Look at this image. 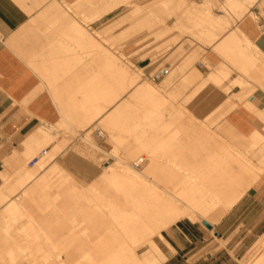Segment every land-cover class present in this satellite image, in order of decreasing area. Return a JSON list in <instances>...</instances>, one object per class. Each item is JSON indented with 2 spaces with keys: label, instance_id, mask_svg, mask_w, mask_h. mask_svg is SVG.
<instances>
[{
  "label": "rangeland",
  "instance_id": "374dc122",
  "mask_svg": "<svg viewBox=\"0 0 264 264\" xmlns=\"http://www.w3.org/2000/svg\"><path fill=\"white\" fill-rule=\"evenodd\" d=\"M79 1L75 0L73 5H69L66 0H59L65 8L60 10L59 5L55 6V18L50 23L52 29L60 25L70 32L59 33L56 38L58 44L62 45L64 42L59 41L61 35H68L65 41L75 42L77 48L61 47L60 50L53 52L54 56L52 57L50 50V53L48 52L46 55L48 60L41 59L42 61H40L41 57L37 55L30 59L27 58L30 66L35 65L32 67L39 73L41 71L42 77L45 76L42 64L46 66L51 62L47 66L50 64L54 66V72L45 73L46 76L43 79L44 83H48L46 88L53 94L64 118L57 125L46 126L43 123L40 126L45 130L57 131L58 135L54 136L52 145L41 146L35 154L28 155L27 145L31 141L29 139L23 145V154L16 155L14 161L19 166H23L22 169L35 173L36 180L30 186L23 188L15 182L19 173L18 168L10 169L9 162L3 163L5 170L0 173V191L7 194L6 197L0 198V264H53L55 258L50 259L49 257L57 252L65 255L64 260L68 255L72 262L82 263L85 255L93 252L94 248L92 247L97 242L102 245L100 250L102 257L119 252L121 242L124 240L119 239L122 235L115 232L117 226L115 222L118 217L90 214L94 210L90 207L93 205L91 202L93 190L90 186H94L101 175L110 173L106 170L109 165L112 169L117 168L120 158H130L132 166H134L138 163L139 157L154 156L151 152L158 153L159 157H171L173 152L170 148L172 145H169L170 148L167 144L166 148L165 146L157 147V142H154L156 139H163L167 143L175 138L181 140L183 156L190 159L191 157L197 158L196 161L199 163H203L207 157L210 159L217 156H224L228 158L229 162L235 163L241 156V158H248L253 163L259 164L250 149L254 142L261 144L264 142V106L259 105L264 103V55L237 29V34L245 42L244 46L248 54L256 52L259 54L258 67L250 65L244 67L241 59L226 54L221 47L226 38L212 48L213 52L222 59V64L214 67L207 77L194 67L198 62H205L211 68L203 58L207 48L215 44L218 35L211 39L206 26L201 27L205 17L216 8L211 1L201 8L202 13L199 16L193 14L194 2L192 4L191 2L181 3L186 0H177L175 1L176 5L171 7L164 5L167 0H83L77 6L76 3ZM255 1L243 0L242 7L230 8L227 6L221 11L232 14L231 23L233 24L245 17L248 12L245 5L253 4ZM179 3L182 4L181 7ZM127 4L130 6H126ZM60 11L62 20L58 21ZM63 14L66 15L63 16ZM72 19L78 21L83 29L93 33L95 41L85 42L74 38L72 26L68 24V21L70 22ZM172 19L176 20L177 24L170 29L168 22ZM55 21L58 22L53 24ZM196 22L198 23L196 24ZM231 23L227 25L228 28L232 25ZM32 25L39 28L36 22H33ZM226 27L216 28L215 31L222 29L221 32H224L228 29ZM205 32L209 40L203 37ZM174 33H177L178 38L170 41L169 38ZM85 43L89 48L83 49ZM179 43L181 46L176 49L175 47ZM132 44L138 45L134 53L131 48ZM73 53L76 57H80V61L78 59L80 63L77 61V64L68 67L65 57L67 54ZM147 58L152 60L151 72L146 69H138L133 64L136 60L142 61ZM58 61L60 63H57ZM179 61L186 63L180 67L177 65ZM85 66H87L86 75L82 77L78 73L79 67L84 69ZM120 66L126 68L129 73L138 75L140 83L147 82L155 86L159 97L163 98L166 103L163 106L165 110L159 112L157 120L142 119L152 108L149 104H132L119 111V122L126 126L120 125L123 143H121V150L116 157L114 154L115 145L111 144L109 132L107 133V130H104L105 127L101 125L102 121L118 107L111 109L104 119L98 121L87 119L96 113L95 107L91 103L93 98L89 94L97 92V90H94V87L84 89L78 87V84L89 81L93 83L94 81L91 80V76H94L93 73L96 77H100L98 81L102 84L108 75L113 76ZM58 67L59 71L57 72ZM195 70H198L199 73H195ZM164 71H168V73L157 79L156 75ZM221 71L225 73H220ZM61 73L65 75H59ZM232 73H238L241 79L231 82L229 79ZM71 74L73 75L71 80L67 81V76L69 77ZM181 77L183 78L178 86L176 82ZM109 78L108 81L112 82ZM175 84L180 89H172L167 92ZM237 88L240 89V92L232 94V91ZM257 90H260L261 94H256ZM100 92H103L102 89ZM83 93H87V95H82ZM130 95H127L120 104L126 101ZM74 102L76 103L74 104ZM78 102L81 103L78 104ZM242 106L257 118L258 128L255 131H259L260 135L255 136L253 132L249 136H244L227 121L228 115ZM169 114H175L176 120L174 117V120H171L172 117ZM99 130L104 132V138L98 135ZM88 133L91 140L88 138L89 141H86L84 139ZM84 141L102 151L90 149L91 152L87 155L72 154L74 148ZM150 141L154 143L151 144ZM144 144L151 148H148V153L145 156L138 155L137 149ZM130 149L133 153L129 151ZM43 151H46L44 156L42 155ZM57 153L58 159L53 162V157ZM35 158L38 159L37 162L32 163ZM164 158L166 159V157ZM163 163L166 161L163 160ZM57 165L63 170L59 169ZM260 166L264 171V158H262ZM135 171L148 176L146 180L150 184L141 185V189L151 188L157 184L158 181L154 175H148L146 161L141 162L138 169L135 167ZM35 183L41 184L35 196L36 201L25 202L23 199L26 197V192L32 189ZM158 186L170 188L165 183ZM103 188L106 194L104 203L116 201L119 205V207L113 208L114 211L129 207H123L126 204L125 195L130 193L126 187L105 185ZM247 198H249V194L246 196ZM242 205L238 204V207H233L229 211L220 208V211H216L218 214L212 212L210 216L213 217H208L209 224L183 220L169 230L162 231L161 234L170 246L174 245L170 239L174 232L178 228L185 230L191 228L192 226L189 225L191 222L196 224L195 228L199 229L197 232L204 241L202 245H199L195 258L189 264L198 261L208 262L207 256H221L225 252L223 260L229 258L232 264H246L256 253L258 243L264 238V235L261 236L263 233L261 229L264 226L258 228L257 224H253L258 221L257 210L259 209L248 207L240 211L239 208ZM254 213H256L255 218H250ZM152 240L160 247L167 259L170 255L176 254L172 246V250L169 249L160 242L157 235L152 236ZM125 241L130 245V240ZM134 250L142 259L148 253L149 248L138 246ZM31 253L32 255H30ZM45 257L49 258L50 263L45 261Z\"/></svg>",
  "mask_w": 264,
  "mask_h": 264
},
{
  "label": "bare ground",
  "instance_id": "6f19581e",
  "mask_svg": "<svg viewBox=\"0 0 264 264\" xmlns=\"http://www.w3.org/2000/svg\"><path fill=\"white\" fill-rule=\"evenodd\" d=\"M175 1L177 0H167L164 5L166 7L175 6ZM240 1L241 0H231L227 5L230 8L236 6L240 7ZM82 2L83 0H80L79 2H77L78 4L76 3V5H80ZM186 2L188 1H181L182 4ZM181 3H179L180 7L182 6ZM209 3L210 1H207V3L204 4V6L201 8H204ZM62 5H59L60 10L65 8ZM126 6L130 5L127 4ZM67 8H69L68 5ZM196 12H199V14H201L202 10L200 9ZM196 12H193L195 16ZM59 14L60 18L58 19V21H61V11L59 12ZM239 14L241 15V13ZM64 15L66 14H63V16ZM231 17L220 19L219 17H215L212 15V13H210L205 17V20L203 21L201 27L206 26L207 31L211 35V39H214V37L217 36V34H215L216 28L223 26L226 27L227 25H229L232 22ZM58 21L53 22V24L57 23ZM197 23L198 22H196V24ZM68 24L72 26L74 38L80 39L85 42L95 41L94 34L88 30L83 29L75 19H72L70 22L68 21ZM226 28H228V26ZM67 36L68 35H61L59 37V41H65L67 39ZM244 44L245 42L241 39L236 31V33L232 32L231 34L226 36V39L224 40V42H222L221 47L229 56L241 59L244 67L246 65H250L251 67H258V64L260 63L259 54L256 52L249 55L248 51L245 49ZM52 56H54V53L51 50V57ZM49 63L46 64V66H43L42 64V71L44 72L45 76L48 73L50 74V72H54V66H51V64L50 66H47L49 65ZM57 63L60 62L58 61ZM56 71H59V67L56 69ZM194 72L197 74L199 73L198 70H195ZM220 73L224 74L225 72L221 71ZM40 74H42L41 71ZM93 75L94 76H91V80L94 81L93 83L89 81L83 84H78V87L84 89L88 87H94V90H97V92L89 94L93 98L91 100V103L94 105L96 113L94 114V116L87 117V119L95 121L104 119L111 109L118 107L115 111H113V113L108 115L102 121L101 125L105 127L104 130H107V133L109 132V139H111V144L115 145L114 154L117 157L121 150V143H123L121 141L122 137L120 133V125L122 124L119 122V111L122 108L131 106L132 104H149L152 106V108L147 111L148 114H146V116H144L142 119L146 121L151 119L157 120V118H159V112H163L165 110L163 109V106L166 102H164L163 98L159 97V93L155 86L147 82L140 83L138 75L129 73L126 68H123L121 66L117 68L116 73L114 74L115 76L108 75L107 79H105L104 83L102 84H100L98 81L100 80V77H96L95 73H93ZM108 78L112 82H115H109ZM47 84L48 83H45V87ZM100 89H102L103 92H100ZM31 93L33 94V92H30V94ZM32 94L30 97L31 100L32 96L35 97ZM129 94H131L130 97L122 104H120ZM82 95H87V93H83ZM51 96H53L52 93ZM26 103H22L23 106H26ZM75 103L76 102H74V104ZM79 103L81 102H78V104ZM174 115H170L172 117H170L171 120H174L176 118V115ZM60 118H64V116L62 115L61 117L60 115ZM46 126H48V124H46ZM125 126L126 125L124 124L122 125V127ZM100 131L104 136V132L102 130ZM55 135H58L57 131H49L43 129V127H40L34 133V135L30 137L31 145L29 143L27 145L28 155L35 154V152L41 146L45 145V147H49L50 145H52ZM253 135L258 136L260 135V132L254 131ZM175 136L177 137L178 135L176 134ZM88 138L90 139L89 133L86 134V138L84 140L89 141ZM175 139L169 140L168 143L167 141H165V143L163 139H156L157 141L155 139V141L152 140L154 142H157V145L155 144L157 147L165 146L166 148L169 145H172V148H170L171 146H169V148L172 149L173 152L171 154L172 156L170 155L171 157L162 156L161 154L160 155L162 157H159L158 153L156 152H151L154 154V156L146 155V153H148V148H151V146L148 147V145L145 146L144 144L141 148L137 149V151L138 155H146V158L139 157L137 160L138 163H136V165L134 166H132L130 158H120L117 163V168L112 169L111 165H109L106 170L110 171V173L101 175L94 186H90L93 190V195L91 196V202L93 203V205H90V207L94 209L90 214L94 216L106 214L108 216L118 217V220H116L115 222L117 225L115 228V232L119 235H122L123 238L119 236L121 237L119 239L124 240L123 242H121L120 251L105 256L103 255L104 257H102V253L100 252V250L102 249V245L97 242L98 244L96 243V245L92 247L94 248L93 252L86 254L84 258L82 257L83 259L81 258L83 260L82 263H74V261L72 262L70 260L71 258L68 257V255L66 256V260H64L65 255H63L61 252H57L56 254L50 255L49 257L50 259L55 258V261L53 260V264H164L167 260V257L160 249V247L154 243V241L152 240V236L157 235L160 242L165 244L169 249L172 250L171 246L161 234L162 231L169 230L172 226L183 220H189L193 223L202 222L203 224H209L210 221L208 217L210 216V214H212V212L216 213V211L220 208H225L229 211L230 209L235 207L243 199V197L246 196V194L250 192L253 187L264 177V171L260 166L261 160L262 158H264V142L262 144L260 142H254L252 144L253 147L250 149V152L254 153V157L257 159L259 164L253 163L248 158H241V156L238 157L237 162L235 163L229 162L228 158L224 156L212 157L210 159H208L207 157L203 163H199L196 161L197 158L195 159L194 157H191L190 159L188 157H184L182 154L183 142L181 140ZM154 142H151V144ZM166 144L168 146H166ZM59 150H61V148H59ZM98 150L102 151L101 149ZM129 151L133 153L131 149ZM44 152L45 154H42L43 156L46 155V151ZM58 156L59 155L57 153L56 156L53 157V161H56L58 159ZM164 157H166V159ZM11 158L12 160L10 159L9 162L10 169L18 168L19 171L18 177L15 182L23 186V188L30 186L36 180L35 173L22 169L23 166H19L16 161H14V159H16V156L14 158ZM239 159H241L242 161H240ZM160 160H162V162H160ZM163 160H165L166 163H163ZM143 161L147 162L149 170L148 175H154L155 179L158 181L155 185L152 183L154 186L151 188H140L141 185L150 184V182L146 180L148 176H144L135 171V167L140 166V163ZM57 166L59 169H62L59 165ZM165 169L167 171H160ZM161 183L167 184L170 188H160V186L158 185H160ZM105 185L126 187L130 191V193L125 195L126 204L123 205V207H129L126 209L123 208L119 211H114L113 208L119 207L116 201H111L105 204L104 200L106 198V194L105 189L103 188V186ZM40 186V183H35V186L26 192V197L23 200L25 202H35V196L37 195V191ZM6 194L7 193L0 191V198L6 197ZM224 213H226V211ZM216 214H218V212ZM219 217L221 218V216ZM239 226L241 225L239 224ZM125 240H130L131 246ZM96 241L98 240L96 239ZM258 244L259 245L256 253L248 262H246V264H264V238ZM138 246H147L149 248L148 253L142 259H140L136 254V249L134 250V248ZM30 255H32V253ZM49 258L45 257L44 259L46 262H49Z\"/></svg>",
  "mask_w": 264,
  "mask_h": 264
},
{
  "label": "crops",
  "instance_id": "0c3cea01",
  "mask_svg": "<svg viewBox=\"0 0 264 264\" xmlns=\"http://www.w3.org/2000/svg\"><path fill=\"white\" fill-rule=\"evenodd\" d=\"M186 1H188V3H195V12L200 10L207 1H212V5L216 7L210 12L213 16L219 17L220 19L231 17V13L221 11L228 6L227 4L231 0ZM242 2L243 0L239 2V6L241 7ZM66 3L73 5L75 0H66ZM57 5H61L59 0H0V172H4L5 170L3 166L4 162H10V159L12 160L11 157L14 158L16 155L21 156L23 154V145L31 139L30 137L34 135L36 130L43 123L57 125L62 121V118H60V115L62 117L61 108L54 102L53 96H51L50 91L45 87L44 79L41 74L35 71L27 60V58H33L35 55L41 57L40 61L45 59L48 60L46 55L50 50L54 52L55 50H60V48L64 46H67L68 49L77 48L75 42L71 40L64 41L62 45L58 44L56 41L59 33L68 32L67 28L64 26L61 27L59 25L54 29L50 27L52 19L54 20L55 18V6ZM245 6L248 8V12L241 21L234 22L227 30H224V32H221L222 30H217L215 32L218 38L214 45L207 48L206 55L203 58L211 68H209L205 62H198L196 66H194L203 76L205 75V77H207L214 67L223 63L222 59L213 52L212 48L220 44L226 36L235 32L237 29L242 32L246 39L257 46L264 55V0H256L253 4H247ZM199 12H196V16H199ZM33 22L38 23L39 28H35L32 25ZM176 24V20L172 19L168 22V27L171 29ZM205 34L206 32L203 34V37L209 40V37ZM176 38H178V35L174 33L169 40L172 41ZM182 42L183 40L181 43ZM181 43L175 48L178 49ZM86 45L85 43L83 49L89 48ZM131 48L134 53L138 45L132 44ZM65 58L68 67L77 64L78 59L80 61V57H76L74 53L67 54ZM185 63L186 62L183 63L179 61L177 65L181 67V65H185ZM133 64L137 66L138 69H146L148 72L152 71V60L150 58L142 61L136 60ZM88 65L89 63L87 66ZM87 66H85L84 69L79 67L80 70L78 73L80 76L83 77L86 75ZM59 75L63 76L65 74L61 73ZM72 76V74L69 77L67 76V81H70ZM182 78L183 77L177 81L178 83L176 82L178 86ZM239 79H241V77L238 73H232L229 80L233 82ZM176 84L171 86L167 92L172 89H180ZM30 92H33V94H31L35 96H32V100L30 98ZM232 92V94H237L240 92V89L237 88ZM256 94H261V91L257 90ZM22 103H26V106H23ZM259 105L263 107L264 103H260ZM227 121L244 136H249L258 128L257 118L247 111L244 106L230 113L227 117ZM90 149L98 150L95 146L84 141V143L74 148L72 154L87 155L91 152L89 151ZM74 158L76 159L77 157ZM248 194L249 198L246 199ZM246 196L238 203L241 205L243 204L240 206L239 210L242 211L248 207L259 209L257 210L259 213L258 221H255L253 224H257L258 228L259 226H264V210H262L264 209V177L246 194ZM238 204L236 205L237 207ZM260 210H262L261 213ZM255 214L256 213L251 215L250 218H255ZM189 225L192 227L187 230L178 228L170 238L174 243V245L171 246L176 254L170 255L165 264H189V262L195 258L199 245L203 244L204 239L199 236L197 232L199 229L195 228L196 224L190 222ZM261 230L263 232L261 236H263L264 228ZM237 243H239V241H237ZM225 253L221 256L209 255L207 256L208 262L198 261L194 264H232L229 258L223 260L226 255Z\"/></svg>",
  "mask_w": 264,
  "mask_h": 264
},
{
  "label": "built area",
  "instance_id": "2783aa9c",
  "mask_svg": "<svg viewBox=\"0 0 264 264\" xmlns=\"http://www.w3.org/2000/svg\"><path fill=\"white\" fill-rule=\"evenodd\" d=\"M168 73V71H164V72H161L160 74H157L156 75V78L157 79H160L162 76H164V74L166 75ZM98 135L101 137V138H104L103 134L101 133V131L99 130L98 131ZM42 154H45V152L43 151ZM37 159H35L32 163H36ZM31 163V164H32ZM140 166H137L136 168L138 169ZM0 182H1V179H0Z\"/></svg>",
  "mask_w": 264,
  "mask_h": 264
}]
</instances>
